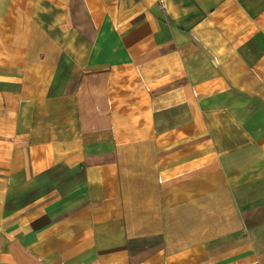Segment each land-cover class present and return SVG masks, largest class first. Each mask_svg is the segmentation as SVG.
I'll return each instance as SVG.
<instances>
[{"label":"crops","instance_id":"obj_1","mask_svg":"<svg viewBox=\"0 0 264 264\" xmlns=\"http://www.w3.org/2000/svg\"><path fill=\"white\" fill-rule=\"evenodd\" d=\"M0 264H264V0H0Z\"/></svg>","mask_w":264,"mask_h":264}]
</instances>
